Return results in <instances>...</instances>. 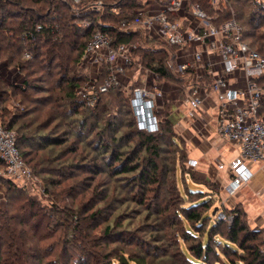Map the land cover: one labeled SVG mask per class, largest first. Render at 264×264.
<instances>
[{
	"label": "trees",
	"instance_id": "trees-1",
	"mask_svg": "<svg viewBox=\"0 0 264 264\" xmlns=\"http://www.w3.org/2000/svg\"><path fill=\"white\" fill-rule=\"evenodd\" d=\"M92 1L96 0H79L77 3H74L73 0H0V58L24 71L25 78L22 80V86L29 84L28 75L44 68L46 69L45 74L52 80L57 75L53 81L54 86L50 88V97H48L50 101L55 98V103L66 99V105L70 113L60 112L56 116L70 117L78 114L79 117L75 118V121H77L80 129L79 133H81L88 123L87 119L94 116L97 121H100L101 116L104 117L105 112L110 108L120 113L123 112V108L126 106L125 113L130 114L131 120H127L128 122L126 121V123L124 120L107 117L95 134L99 140L96 150L90 152L92 153L91 156L86 155L83 157L85 159L90 158V160H85L87 161L86 163L79 160L76 162L72 161L68 165L74 167L81 165L78 169L83 168V170H86L84 168L89 166L93 173L98 174L104 171L110 173L113 178L118 177L122 173L131 172L129 180L134 182L133 189L137 188L136 192L146 187H149L147 190L153 191L152 189L156 187L161 200L165 201L161 211L168 213L166 215L170 214V217L173 216L176 224L181 226L176 231L177 237L181 235L180 231H183V228L184 239L188 240L190 237H197L195 232H199V230L195 228L203 227L207 223L199 240L187 244L184 248L179 246L180 249L176 255L179 256L182 264H206L208 254L215 253L219 248L217 244L210 246L209 239L212 234H219L224 238V240L214 238L215 241L224 247L234 248L227 241L236 244L244 253L239 257V260L243 262L242 264H264V246L260 247L258 243L249 244V246L245 245L251 235L255 237V235L260 233V230L252 227L248 228L240 219L238 210L232 209V212H234L233 220L231 224L223 227L224 230L222 231L219 228L224 221L215 220L211 211L207 212L206 208L204 210L198 208L205 206L204 201L200 200L202 198L201 195L200 199L189 198V195L203 193L204 191L189 190L186 195L180 192L176 178V165L179 162L178 159L184 157L185 154L183 153L180 157L177 155L179 150H183V146L175 140L177 134L168 117L170 111L168 102L165 103L163 109L156 111L159 119V129L155 132H145L136 128L128 96L121 94L120 87H115L102 93L94 110L87 107L85 101L76 93V88L84 81L83 77L77 73L78 61L86 41L96 29L111 35L115 42H134L135 39H138L139 44L137 48L133 49L131 55L138 57V62L142 65V68L152 69L158 72L160 77L168 78L177 84L182 83L180 77L172 75L166 68L165 60L170 47L153 38L139 39L138 34L135 32L126 33L119 31L120 26L132 24L137 17L136 10L142 8L145 2L140 0H111L104 3L101 2L102 9L100 11L87 10L86 6ZM228 1L235 8L236 18L244 28V37L256 49L264 50V31L257 30V25L264 18V14L254 12L249 7L251 0ZM85 2L87 5L80 6V4L82 5ZM98 13L99 17L96 18ZM103 17H106V20ZM242 18H244V21ZM83 19L89 20L90 24L88 27H82L78 24V21ZM253 22L254 24L247 29L245 23ZM36 24H40L41 29L35 30ZM26 27L32 31L34 38L29 36V38H24L27 32ZM8 32H12L13 36L8 35ZM24 51H28L30 57L24 58ZM143 72L141 70V73ZM4 83L5 81L0 79V88ZM9 86L16 88L14 85ZM17 89L19 88L17 87ZM20 92H25L24 88ZM2 93H7V90H2L1 88L0 96ZM261 112L264 113V103ZM16 117L19 116L14 113L13 119L8 120L6 123L4 122L5 120L0 119V125L12 129ZM27 127L28 125L17 128L19 134L16 135V145L25 164L28 167L30 165L34 172H39V169L46 168V165H51L54 158L48 156L38 161L35 160L33 154V158H29L28 161L25 159L31 153L24 150V146L31 142V138L27 133L22 134V129H27ZM121 127L126 128L122 131L120 130ZM69 131L70 134H76L75 130L73 132L72 129ZM133 136L137 140L134 142L132 149H128V151L120 150L121 152L115 150L118 147V143L128 141ZM41 137L38 139L46 145H61L66 141V138L59 136L44 134ZM72 149L73 151L77 150V148ZM164 151L169 153V157L163 156L162 153ZM140 152L142 154L138 159L137 156ZM103 156H106V158L102 159H106L105 163L98 164L96 161ZM83 158L81 157V159ZM31 159L35 163L28 165L32 161ZM88 161L91 162L88 163ZM114 162H116L115 165L113 164ZM0 164L5 166L1 160ZM44 165L45 167H43ZM100 167L103 169H100ZM187 170L183 171V175L189 173L194 180L195 175ZM84 178L82 177L68 184L69 186H65L62 191L69 189L72 191L70 193L76 196L82 194L87 188H91V196L97 197V202L101 203L100 201H103L105 196H100L93 189L94 186L92 184H81L82 188L80 189L78 182L81 183ZM0 180L6 186L4 195L5 206L0 209V264H28V259L32 257L40 263L42 257L32 256L28 246L34 239L40 240L48 237L47 233L40 232V228L45 222L44 227L48 229L51 215L43 213L34 198L26 197L24 187L1 175ZM194 181L196 182V180ZM49 185L45 186L44 191H48L49 194H53L55 199H59L61 191L57 193L51 192L48 188ZM153 185H155L154 188L152 187ZM173 199L177 200V206L172 203ZM185 202L187 203L185 204ZM77 205L79 211L82 213L87 212L84 218H81L76 209L59 210L55 205L51 206L50 209V211H55V214L61 212L65 218L69 219L71 234L74 235L75 243H78V254L73 255L67 251V259L64 264L151 263L146 259V255L138 256L117 244L118 240L114 238V225L116 222H107L100 229L99 235L92 233L93 230H90L91 221L98 218L101 219L102 209L98 207L93 209V204L86 206L85 202H78ZM181 222L185 225L182 226ZM170 223L176 225L173 221ZM109 240L115 241L116 244L110 251H106L104 248L107 247L106 241ZM133 241L137 243L136 240ZM246 252L247 254L245 255ZM162 255L160 254L159 256ZM164 262L162 261L161 264ZM224 263L226 264V262Z\"/></svg>",
	"mask_w": 264,
	"mask_h": 264
},
{
	"label": "rangeland",
	"instance_id": "rangeland-1",
	"mask_svg": "<svg viewBox=\"0 0 264 264\" xmlns=\"http://www.w3.org/2000/svg\"><path fill=\"white\" fill-rule=\"evenodd\" d=\"M106 1L111 0H96L89 2L88 5L85 2L82 5L80 4V6L87 5V10L94 9V11H100L102 9L101 2L104 3ZM140 1L145 2L143 7H145L147 2H154L151 6L154 9L158 7V0ZM249 7L252 9L251 3ZM98 17L99 13L97 14L96 18ZM103 18L106 20V17ZM243 19L244 18H242V20ZM83 20L89 21L88 19ZM81 21L82 20H79L78 23ZM259 23L260 24L257 25V30L264 31V18L260 20ZM252 24H254V22L249 24L245 23L246 28L249 29ZM26 30H28L27 27ZM7 34L13 36L12 32H8ZM25 37H28L26 33L24 35V38ZM137 40L138 39H135L134 41L136 42ZM25 52L27 51L23 52L24 58H26ZM137 58V63L134 62L129 66V68L125 69V72L123 73L124 75H121L120 77L122 84L120 87L121 94L124 96H127V88L129 85H139L141 84V79L143 80L144 78V72L141 73V70L144 71V69L138 62ZM45 70L46 69L44 68L41 71L38 70L36 73L28 75L27 78L29 80V84L22 86V80L25 78L24 71L20 70L14 65L8 64L4 59L0 58V79L5 81L1 88L2 90H7V93H2L0 96V119L5 120L4 122L6 123L8 120L13 119L14 113L17 114L19 117L14 119L16 121L12 127V130L15 131L16 135L19 134V131H17L19 126L28 125L27 129H22V134L27 133V135H29L31 138V142H28L27 145L24 146L25 152H31L25 158L27 161L33 156V154L35 160L38 161L48 156L54 158V161L51 165H46V168L39 169V172H34L29 165L35 163V161L31 159L32 161H30L28 165L32 172L33 178L27 184H20V186L25 188L26 197L28 196L30 198H34V200L37 201L36 203L38 204L39 208L43 210V213L51 215L48 229L44 227L46 224L45 222L40 228V232L47 233L48 237L42 238L40 240L34 239V241H32V243H30L28 246L32 256L42 257V260H40V263H38V260L33 259L32 257L28 259V264H64L67 259V251L73 255L78 254V243H75V240L73 239L74 235L71 234L72 231L69 227V219L65 218L64 214L61 212L55 214V211H50L51 206L53 205L57 206L59 210L76 209L81 218H84L87 212L82 213L77 209L78 202H85L86 206L93 204V209L97 207L102 209L100 216L101 219L98 218L97 220L94 219L91 221L90 230H93L92 233L95 235H99L100 229L107 222H116L114 225V238H117V244L120 247L130 250L133 254L138 256L146 255V259L151 262L150 264H161L162 261H165L163 264H182L179 260V256L176 255L180 249L179 246L184 248L187 244L191 242L194 243L196 240H199L202 232L206 228L207 223H205V227L199 226L195 228L199 230V232H195L197 237H190L188 240L184 239V228L183 231H180L181 235L177 237L176 231L179 230L181 226L176 224V221L172 215V217H170V214L166 215L168 213L161 211L162 206L165 205V201L161 200L158 189L155 187V185L152 187H155L156 190L152 189L153 191H150L147 190L149 187H146L141 191L136 192L137 188L133 189L135 185L134 182L129 180L132 174L131 172L122 173L118 177L113 178L110 173L104 171L95 174L90 170L89 166L84 168L86 170H83V168L78 169L81 165H78L77 167L68 165L72 161L76 162L79 160L80 162L86 163L87 161L85 160H90V158L85 159L83 157L86 155L91 156L92 153L90 152L96 150L95 148L98 145L97 143L99 140L95 134L107 117L124 120L125 123L127 120L130 121V114L125 113L127 107L125 106L123 108V112L120 113L110 108L107 112H105L104 117L101 116L100 121H97L96 117L91 116V118L87 119L88 123L84 127L83 131L79 133L80 129L77 125V121H75V118L79 117L78 114L71 115L70 117L56 116V114L60 112L70 113V110L66 105V99L57 103H55V98L50 101V88L54 86L53 81L57 75H55L54 79L52 80L48 75L45 74ZM96 72L97 69L94 64H86L78 61L77 73L84 79L80 85H82L86 79L92 77L97 78V80L100 81L101 77L98 76ZM165 79L169 80L168 82H170L171 86L166 88L164 100L166 99L168 101V105H171L172 101H178L184 97L182 89L179 88L182 83L177 84L168 78ZM9 85H14L16 88H13V86L11 87ZM17 87L19 89H17ZM21 87L22 89L24 88L25 92H20V90H22L20 89ZM89 108L94 110L95 106ZM125 128L126 127H121L120 130L124 131ZM71 129L72 132L75 130L76 134H70L69 130ZM44 134L66 138V141L61 145H46L41 143L40 139H38L42 138L41 136ZM176 134V142L182 144L183 146V150H179L177 155L180 157V155L183 153L185 154L184 157L179 159L177 158L179 162H177L176 165V178L180 192L183 195H186L189 190L204 191L203 193L189 195L190 199H200L201 195L202 198L200 200L204 201L203 203L205 206L198 207L200 210H204V208H206L207 212H212V210L216 207L217 210L224 209L227 214H231L232 217L234 213L232 212V209L238 210L240 212V219L248 228L252 227L254 229L260 230V233L255 235V237L251 235L249 240L246 241L245 245L249 246V244L258 243L260 247L264 246V203H259L264 202V177H262L264 174V169L260 170L263 165L253 163L250 166V169L252 170L253 174H256V176H254V178H252V180L249 182L241 185L234 196L226 198L224 184L228 181V177L225 172H221L220 175L218 172L219 176L216 177L218 180L216 179L215 181V171L214 169L212 170V159L203 156L195 158L197 159V164L195 166L188 167L186 165V161L189 158V154L187 152L185 141L179 137L180 132L177 127ZM35 139L37 140L35 141ZM136 140L137 138L133 136L128 141H122L123 144L118 143V147L115 148V150L128 151V149H132L134 147V142H136ZM218 144L219 142L216 144V147ZM225 146H227V151L222 155H219L218 158L223 162H228L230 158H232V156L237 153L238 145L226 142V145L222 146V149ZM72 148H77V150L73 151ZM141 154L142 153L140 152L137 156L138 159L140 158ZM162 154L163 156L169 157V153L167 151H164ZM80 156L84 159V161ZM104 158H106V156H103L96 162L98 164H102V162L105 163L106 159L102 160ZM89 162L91 161H88V163ZM113 164L115 165L116 162ZM43 167H45V165ZM4 169L5 166L0 164V171L3 174ZM100 169L103 168L100 167ZM36 170L38 171L37 168ZM184 170L189 172L191 171L195 175L194 180H196V182L192 179L189 173H185L183 175ZM82 177L85 178L81 183L78 182L80 184V189L82 188L81 184H92V186H94L93 189H95L96 192L100 194V196H105L103 201H100L101 203L97 202V197L91 196V188H87L82 194L76 196L75 194L70 193L72 191L69 189L62 191L65 186L71 184L77 179L79 180ZM47 184H50L48 187L49 191L54 193L61 191V193H59V195H61L59 199H55L53 194H49L48 191H44V188L47 186ZM5 190L6 186L0 180V209L4 208L5 206ZM172 203L177 206L178 202L176 199H173ZM186 203L187 202H185V204ZM172 221L175 222L176 225H172V223H170ZM231 222H222L219 229L223 231V227L231 224ZM181 225L183 226L185 224L181 222ZM214 238L224 240V238L219 234L211 235L209 239L210 246L217 244L219 248L215 253L208 254L206 264H225L224 262H226V264L243 263L239 260V257L244 253L236 244L227 241V243L232 244L234 248L224 247L215 241ZM133 240H136L139 245L134 243L135 241ZM106 242L107 247L104 248L106 251H110L111 248H113V246L116 244L115 241L111 240ZM160 254L163 255L159 256ZM246 254L247 252L245 255Z\"/></svg>",
	"mask_w": 264,
	"mask_h": 264
},
{
	"label": "built area",
	"instance_id": "built-area-1",
	"mask_svg": "<svg viewBox=\"0 0 264 264\" xmlns=\"http://www.w3.org/2000/svg\"><path fill=\"white\" fill-rule=\"evenodd\" d=\"M153 3L137 9L132 24L120 26L119 31L135 32L139 39L153 38L170 47L165 65L172 75L182 79L179 88L184 94L171 104L179 117L197 120L212 110L218 140L238 145L228 162H214V179L225 172L228 181L224 191L230 198L252 180L250 166L264 164V50L256 49L244 37V28L228 0H158L156 9L151 7ZM251 4L254 12L264 14V0H251ZM78 24L88 27L90 23L82 20ZM39 29L41 25L36 24L35 30ZM26 34L34 38L32 31ZM138 44L139 40L115 42L100 29L90 35L79 62L94 64L101 80L88 78L76 88L87 106H96L102 93L121 87V75L136 62L137 56L131 53ZM25 56L30 53L25 52ZM168 81L146 68L141 84L128 86V102L137 129H159L156 111L168 102L164 100L165 90L171 86ZM180 106L185 109L180 110ZM0 160L5 164V175L1 171L0 175L19 185L32 180V172L16 145L15 131L2 125ZM196 164L195 158L186 161L188 167ZM212 215L228 223L233 218L224 209Z\"/></svg>",
	"mask_w": 264,
	"mask_h": 264
},
{
	"label": "crops",
	"instance_id": "crops-1",
	"mask_svg": "<svg viewBox=\"0 0 264 264\" xmlns=\"http://www.w3.org/2000/svg\"><path fill=\"white\" fill-rule=\"evenodd\" d=\"M175 106H170L169 119L176 131L178 128L181 137L185 141L189 158L207 157L212 159V170L215 169L214 162L219 160L218 156L227 151L226 142L218 140L214 132V120L212 110L208 114L202 115L197 120L182 119L179 117ZM180 110L185 109L184 106L179 107ZM219 142L218 146L216 144ZM222 143V144H221ZM224 143V144H223ZM230 148V146H229ZM260 170L264 169V164ZM210 169V168H209ZM256 174H253V178ZM264 177V174L263 176ZM226 180V177H225ZM263 204L264 202H259ZM264 211V208H263Z\"/></svg>",
	"mask_w": 264,
	"mask_h": 264
},
{
	"label": "water",
	"instance_id": "water-1",
	"mask_svg": "<svg viewBox=\"0 0 264 264\" xmlns=\"http://www.w3.org/2000/svg\"><path fill=\"white\" fill-rule=\"evenodd\" d=\"M192 191H198V190H192ZM216 210H217V208L215 207V208L212 210L211 214H214Z\"/></svg>",
	"mask_w": 264,
	"mask_h": 264
}]
</instances>
